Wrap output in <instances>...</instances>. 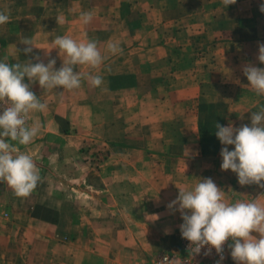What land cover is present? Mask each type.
Wrapping results in <instances>:
<instances>
[{"label": "crops", "instance_id": "1", "mask_svg": "<svg viewBox=\"0 0 264 264\" xmlns=\"http://www.w3.org/2000/svg\"><path fill=\"white\" fill-rule=\"evenodd\" d=\"M261 2L237 0L226 8L221 0H0V11L10 14V22L0 26V59L24 63L39 55L47 63L44 53L51 50L52 39L64 35L77 42L94 39L107 56L98 70L75 66L82 74H101L100 87L87 79L74 90L42 89L38 82L31 86L47 109L29 113L30 126L40 125V132L19 147L34 156L40 170L68 187L63 203L79 204V213L68 215L78 220L68 231L70 240L54 242L42 264H135L121 254L135 250V235L142 236L140 250H176L169 247H180L183 221L167 205L179 189L190 190L201 178H211L226 202L257 199L264 205V189L241 186L235 173L221 170L220 155L211 159L200 151L204 120L197 109L182 112L204 92L221 89L228 107L247 108L224 114L221 121L250 125L251 112L264 105V97L249 87L242 67L264 68L257 59L258 43H264ZM82 11L92 12L87 25L79 19ZM125 19L130 28L124 27ZM23 37H32L38 47L29 55L19 43ZM109 42H119L122 54L109 53ZM51 57L57 69L66 59L58 49L51 50ZM100 143L109 149L103 163L85 148ZM8 195L9 201L17 198L0 182V203ZM30 197L44 201L34 192ZM56 198L48 193L45 201ZM96 218L112 223L100 224L102 233L99 226L84 227L82 220ZM87 234L108 237L94 244ZM88 250L104 252L86 258ZM8 263L0 256V264ZM228 264H235L231 255Z\"/></svg>", "mask_w": 264, "mask_h": 264}, {"label": "clouds", "instance_id": "2", "mask_svg": "<svg viewBox=\"0 0 264 264\" xmlns=\"http://www.w3.org/2000/svg\"><path fill=\"white\" fill-rule=\"evenodd\" d=\"M221 2L227 8L237 0ZM259 11L264 13V0ZM92 18L90 11H82L79 16L84 25ZM9 22L8 11H0V26ZM19 43L25 46V55L38 48L32 37H23ZM52 49L66 56L58 69L56 59L51 57ZM51 50L44 53L47 63L39 55L24 63H9L7 57L0 59V182H6L17 197L29 196L42 180L34 156L19 147L30 144L40 132V125L29 126V113L47 109V104L37 98L31 86L38 82L42 89L74 90L81 87L83 79L93 87L104 84L99 73L75 71L77 65L100 69L107 56L101 54L98 41L77 42L68 35L56 36L51 41ZM107 51L115 55L122 54L123 49L119 42H109ZM257 59L264 64V43H258ZM242 72L256 96L264 97V68L249 63L242 67ZM25 77L28 82H24ZM250 121V125L240 127L231 123L227 126L215 124V134L224 146L220 151V168L235 173L241 186L254 184L264 189V105L251 112ZM228 146H234V150L230 151ZM167 208L180 213L183 223L179 229L182 238L189 242L191 256L200 255L202 249L203 255L209 256L215 249L219 256L216 264H222L225 259L223 246L231 239L228 248L235 264H264V205L257 199L226 202L224 191L211 178H201L190 190L179 189L176 199Z\"/></svg>", "mask_w": 264, "mask_h": 264}, {"label": "rangeland", "instance_id": "3", "mask_svg": "<svg viewBox=\"0 0 264 264\" xmlns=\"http://www.w3.org/2000/svg\"><path fill=\"white\" fill-rule=\"evenodd\" d=\"M122 22L124 27L130 28L126 19ZM204 95L200 97L198 102H193V107L189 105L183 107L182 112L190 113L192 109H197L198 114L202 116L204 122H200L199 148L205 156H210L213 159L212 155H220L221 148L224 147L215 134V124L219 123L222 126H227L228 123L221 121L224 114L230 112L238 113L239 111L246 112L247 108L228 107L225 104L224 93L221 89L206 91ZM168 109L172 108L169 107ZM175 109L178 113L179 110ZM85 148L93 150L92 157L94 161L96 152H98L102 163L108 158L109 149L106 144L100 143V145H91ZM228 148L230 151L234 150V146H228ZM208 161L211 160L208 159ZM40 175L42 180L33 192L35 197H40L44 201H34L35 199L31 198L30 195L27 197L16 196V200L14 198L9 201L10 197L8 195V201L0 203V256L9 261L10 263L8 264H18L26 261L29 263L30 260H34L39 264L46 262L50 255L48 249L53 247L54 242H68L70 240L68 231L72 228L74 222L78 223V220L68 219L70 213L75 215L79 213L78 202H62L63 193L68 187L64 183L54 180L52 175L47 174L46 171L40 170ZM53 183L58 184V186L52 187ZM71 191L76 193L72 189ZM48 193L55 194L57 201L53 203L46 202ZM91 206H94V204H91ZM82 221L84 227L99 226L97 229L100 233L103 230L100 224L108 226L112 223L111 218L84 219ZM107 237L102 234L93 236L87 234L86 236L89 239L88 241L94 244L104 243ZM131 238L136 240L135 250H126L121 254L124 259L133 260L135 264H150L156 254L162 251L161 249L140 250L137 245L141 242L142 236L135 235ZM54 247H56L55 244ZM175 247L178 249V244L169 248L174 249ZM101 252L104 251L98 250L94 252L93 250H88L85 252L87 253L86 258H90L91 253L98 254ZM229 256L230 251L222 261V264H228Z\"/></svg>", "mask_w": 264, "mask_h": 264}, {"label": "built area", "instance_id": "4", "mask_svg": "<svg viewBox=\"0 0 264 264\" xmlns=\"http://www.w3.org/2000/svg\"><path fill=\"white\" fill-rule=\"evenodd\" d=\"M28 124L30 126V121L28 118ZM95 162L100 163L102 160L99 157L98 152L95 153ZM181 245L176 250H162L156 254L154 259L150 264H162V260L166 259L164 264H216V261L219 259V256L216 254L215 249L212 250L211 255L204 256V249L201 250L200 255L191 256L188 251L189 242L182 238L180 234ZM231 243V239L225 242L224 247V257L227 256L230 249L228 248V244Z\"/></svg>", "mask_w": 264, "mask_h": 264}]
</instances>
